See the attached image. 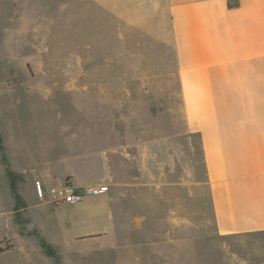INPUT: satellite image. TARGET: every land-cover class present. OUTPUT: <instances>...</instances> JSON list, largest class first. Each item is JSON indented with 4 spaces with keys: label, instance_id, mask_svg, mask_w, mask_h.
Listing matches in <instances>:
<instances>
[{
    "label": "rangeland",
    "instance_id": "rangeland-1",
    "mask_svg": "<svg viewBox=\"0 0 264 264\" xmlns=\"http://www.w3.org/2000/svg\"><path fill=\"white\" fill-rule=\"evenodd\" d=\"M0 140V251L16 235L7 219L23 222L29 204L42 203L32 219L97 226L92 219L114 217L88 213L108 204L117 219L109 235L48 229L51 256L36 232L34 258L264 264V236L217 231L199 138L185 125L168 0H0ZM36 179L48 192L82 184L85 197L48 204ZM101 185L107 193L93 190ZM13 257L0 254V264Z\"/></svg>",
    "mask_w": 264,
    "mask_h": 264
},
{
    "label": "crops",
    "instance_id": "crops-1",
    "mask_svg": "<svg viewBox=\"0 0 264 264\" xmlns=\"http://www.w3.org/2000/svg\"><path fill=\"white\" fill-rule=\"evenodd\" d=\"M168 1L185 125L200 138L217 231L264 236V0ZM113 199L110 194L114 206ZM41 204L25 206L23 222L7 219L16 235L0 254L14 256L12 264H39L36 232L49 241L48 229L66 225L75 238H101L117 224L108 204L88 213L114 217L92 219L99 226L86 219H32V208Z\"/></svg>",
    "mask_w": 264,
    "mask_h": 264
},
{
    "label": "built area",
    "instance_id": "built-area-1",
    "mask_svg": "<svg viewBox=\"0 0 264 264\" xmlns=\"http://www.w3.org/2000/svg\"><path fill=\"white\" fill-rule=\"evenodd\" d=\"M93 190L96 193L105 192L109 190V186L101 185L98 188L93 187ZM34 191L40 201L52 204L78 203L85 197L84 188L69 181L56 182L52 187V191L48 192L45 183L41 179H36L34 181Z\"/></svg>",
    "mask_w": 264,
    "mask_h": 264
},
{
    "label": "trees",
    "instance_id": "trees-1",
    "mask_svg": "<svg viewBox=\"0 0 264 264\" xmlns=\"http://www.w3.org/2000/svg\"><path fill=\"white\" fill-rule=\"evenodd\" d=\"M191 135H196L198 136L197 134H194V133H190ZM199 138V136H198ZM1 141V140H0ZM199 144H200V150H201V143H200V138H199ZM2 149V145L0 143V150ZM201 155H202V160H203V166H204V170H205V162H204V158H203V154H202V150H201ZM205 181V180H204ZM12 190L15 192V187L12 186ZM41 246L42 248L46 251V253L48 255H51V256H56L55 254V251L52 247V245L48 242H46L44 239H41Z\"/></svg>",
    "mask_w": 264,
    "mask_h": 264
}]
</instances>
